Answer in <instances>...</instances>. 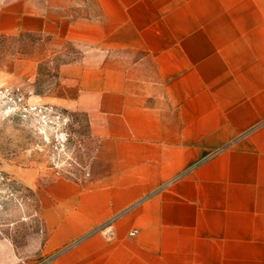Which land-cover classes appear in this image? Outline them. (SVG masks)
Wrapping results in <instances>:
<instances>
[{
	"label": "crops",
	"instance_id": "crops-1",
	"mask_svg": "<svg viewBox=\"0 0 264 264\" xmlns=\"http://www.w3.org/2000/svg\"><path fill=\"white\" fill-rule=\"evenodd\" d=\"M19 32L57 64L32 96L82 114L96 159L45 184L39 250L0 238V264H264V0H0Z\"/></svg>",
	"mask_w": 264,
	"mask_h": 264
},
{
	"label": "rangeland",
	"instance_id": "rangeland-1",
	"mask_svg": "<svg viewBox=\"0 0 264 264\" xmlns=\"http://www.w3.org/2000/svg\"><path fill=\"white\" fill-rule=\"evenodd\" d=\"M48 50L36 35L0 34V238L25 260L48 232L45 184L56 176L85 174L96 159V139L82 114L57 107L58 117L44 120L33 107L51 104L32 96V90H46L57 66L47 61ZM18 58H40L39 74L15 75L10 63ZM55 130L65 131L62 145H55Z\"/></svg>",
	"mask_w": 264,
	"mask_h": 264
},
{
	"label": "built area",
	"instance_id": "built-area-1",
	"mask_svg": "<svg viewBox=\"0 0 264 264\" xmlns=\"http://www.w3.org/2000/svg\"><path fill=\"white\" fill-rule=\"evenodd\" d=\"M39 111L41 114V117H43L44 120L49 119V116L52 114L55 117H58L57 107L51 105V104H45V105H36L33 106ZM54 138H55V145H62L63 141L66 138L65 131L63 130H55L54 132Z\"/></svg>",
	"mask_w": 264,
	"mask_h": 264
}]
</instances>
